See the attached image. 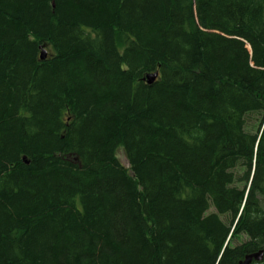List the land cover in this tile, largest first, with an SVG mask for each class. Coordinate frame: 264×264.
Returning a JSON list of instances; mask_svg holds the SVG:
<instances>
[{"label":"trees","instance_id":"trees-1","mask_svg":"<svg viewBox=\"0 0 264 264\" xmlns=\"http://www.w3.org/2000/svg\"><path fill=\"white\" fill-rule=\"evenodd\" d=\"M259 251L264 0H0V264Z\"/></svg>","mask_w":264,"mask_h":264},{"label":"water","instance_id":"water-1","mask_svg":"<svg viewBox=\"0 0 264 264\" xmlns=\"http://www.w3.org/2000/svg\"><path fill=\"white\" fill-rule=\"evenodd\" d=\"M41 60H44L46 58V52L44 49H42L40 53ZM158 76L157 72H154L152 74H149L146 76L145 81L148 85L152 84ZM24 163L28 165V162L23 159ZM264 259V251H259L250 255H247L244 257L243 261L240 262V264H252V263H259Z\"/></svg>","mask_w":264,"mask_h":264},{"label":"rangeland","instance_id":"rangeland-1","mask_svg":"<svg viewBox=\"0 0 264 264\" xmlns=\"http://www.w3.org/2000/svg\"><path fill=\"white\" fill-rule=\"evenodd\" d=\"M117 159H118V162L120 163L121 166L128 169V167H129L128 163H127V161H126V159H125V157L121 151H118Z\"/></svg>","mask_w":264,"mask_h":264},{"label":"bare ground","instance_id":"bare-ground-1","mask_svg":"<svg viewBox=\"0 0 264 264\" xmlns=\"http://www.w3.org/2000/svg\"><path fill=\"white\" fill-rule=\"evenodd\" d=\"M244 21V20H243ZM250 22V21H249ZM262 25V24H261ZM81 37V36H80ZM126 43V42H125ZM130 43V42H129ZM42 51V50H41ZM46 52V51H45ZM41 53V52H40ZM46 57H47V55H46ZM46 59V58H45ZM44 59V60H45ZM40 60H41V57H40ZM41 61H43V60H41ZM149 75V74H148ZM201 195V194H200ZM188 199V198H187ZM242 215V214H241ZM223 246V245H222ZM241 259V258H240ZM239 260V259H238Z\"/></svg>","mask_w":264,"mask_h":264}]
</instances>
